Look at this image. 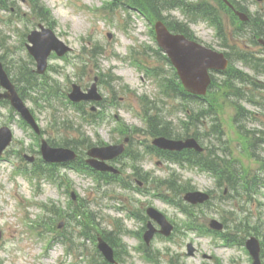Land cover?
<instances>
[{
	"label": "rangeland",
	"instance_id": "374dc122",
	"mask_svg": "<svg viewBox=\"0 0 264 264\" xmlns=\"http://www.w3.org/2000/svg\"><path fill=\"white\" fill-rule=\"evenodd\" d=\"M2 1L0 59L33 112L42 135L23 123L19 113L0 98V127L10 126L14 133L13 143L0 156V264H106L97 246L98 238L105 233L123 264H252L244 244L228 243L206 229L210 220L217 218L226 224L225 233L236 234L234 239L256 235L263 242L264 186L250 182L243 189L234 173L233 187L237 190L225 195V186L218 187L209 172L186 162L169 163L148 147L154 139L149 133L150 116L155 117L153 126L159 129L168 125L171 133L200 130L208 134L213 128L210 115L203 117L205 124L200 125L201 129L194 124L183 125L190 122L185 119V109L198 111L202 104L193 102L187 106L176 98L173 88H167L173 71L156 44L155 20L146 19L115 0H41L45 13L42 17L28 2ZM198 1L218 4L217 0ZM244 2L250 13L264 14V0ZM172 14L180 20H191L195 36L216 50L231 46L235 53L261 51L246 37L231 36L235 26L232 17L224 12L219 16L228 37L225 39L217 37L216 27L202 14L188 12L187 16L180 9ZM39 23L51 25L72 47L63 57L53 53L43 75L30 74L36 63L26 46L27 35ZM232 64L241 72L253 74L241 61L233 59ZM96 77L104 97L101 103L87 105L69 99L74 83L86 90ZM226 78V74L219 75L218 86L207 97L208 103L218 104L217 123L227 143L225 152L219 155L231 165L238 160L239 166L250 174L248 181L255 174L264 179V145L252 143L254 136L264 135V88H245L236 82V87L229 89ZM257 79L264 81V76ZM238 88H245L260 103L256 106L237 96L226 97ZM3 92L0 86V94ZM237 104L243 106L239 120ZM246 114L250 121H244ZM126 137L130 138L129 145L133 143L128 147L129 153L138 156L139 161L123 156L121 164H115L122 177L111 179L110 183L85 168L51 169L53 166L44 164L38 169L23 158L24 154L38 156L41 139L59 144L76 140L86 152L87 147L81 145L83 140L94 138L99 144H116ZM203 145L209 147L211 142L204 141ZM138 164L147 181L134 175L133 167ZM131 179H138L141 184L134 181L130 188L126 182ZM175 181L177 191L170 187ZM187 185L211 192V203L194 211L182 208L184 201L171 203L169 200L184 194L182 186ZM150 206L165 213L176 230L171 237L159 234L146 245L143 234L148 221L146 209ZM243 228L245 232H236ZM189 242L196 248L193 256L187 254ZM262 261L264 264V256Z\"/></svg>",
	"mask_w": 264,
	"mask_h": 264
},
{
	"label": "water",
	"instance_id": "95a60500",
	"mask_svg": "<svg viewBox=\"0 0 264 264\" xmlns=\"http://www.w3.org/2000/svg\"><path fill=\"white\" fill-rule=\"evenodd\" d=\"M41 29V31L35 30L29 35V40L33 43V46L29 45L28 48L37 59L38 71L44 72L47 68V59L51 51L56 50L59 55H62L69 50V47H67L59 38H57L55 33L50 28H45L43 25H41ZM156 29L159 42L172 56L174 63L179 68V72L184 79L187 88L195 93H204L206 85L210 81L208 68H224L227 65L224 55L202 47L195 42L189 41L183 35H172L162 22L157 23ZM0 80L2 85L11 90L12 95H8V97L11 98L13 105L22 113L25 118L35 125L29 110L25 107L22 99L18 97L17 92L14 86L11 84L1 62ZM70 97L76 101L81 99L101 98L97 94L96 85H93V88L90 90L89 94L83 93L80 87L75 85L74 91L70 94ZM11 138L12 135L8 128H2L0 130V153L10 143ZM157 143L161 146L171 148H182L184 146L192 145L197 147V144L194 140H189L186 143H182L159 139ZM122 150L123 146H109L102 148L96 147L90 150L89 153L92 156L107 159L121 153ZM43 152L46 159L49 161H67L69 159L75 158V153L73 151L63 148H51L47 143H44L43 145ZM90 162L99 169H110V167H108L104 162L97 160H91ZM186 198L192 202H198L204 201L208 198V196L200 192H193L188 193ZM149 213L163 225V232L166 234L171 232L172 226L166 221L165 217L161 213L157 212L155 209H149ZM150 228V231L147 233L148 240L155 232V229L152 226H150ZM248 246L256 257L254 264H260L258 258V242L255 239H252L248 242ZM100 247L107 257L112 260L111 248L104 242L100 244Z\"/></svg>",
	"mask_w": 264,
	"mask_h": 264
},
{
	"label": "trees",
	"instance_id": "16d2710c",
	"mask_svg": "<svg viewBox=\"0 0 264 264\" xmlns=\"http://www.w3.org/2000/svg\"><path fill=\"white\" fill-rule=\"evenodd\" d=\"M133 1L137 7H139L141 10L143 9L142 11L152 10L150 12H152L153 14H155L157 16H162V11L165 8H173L174 6H177V5L179 6V5L184 4L183 0H133ZM40 5L41 4L39 3V0H33L34 9L42 10V7ZM200 11L208 12L207 10H202V9ZM168 24L174 30H177V31L179 30L181 32H188V29H187L188 27L185 23H180V22L176 21V22H172V23L169 22ZM30 74H32V73H30ZM229 79H230V77H229ZM174 84H175V89L178 92L185 94L179 83L175 82ZM216 167L212 166V168L214 170L220 169L218 165ZM227 167L228 166H226V168ZM214 172L221 175V176H222V173L225 176L228 175V170H224V169L221 170L222 173L218 172V171H214Z\"/></svg>",
	"mask_w": 264,
	"mask_h": 264
}]
</instances>
